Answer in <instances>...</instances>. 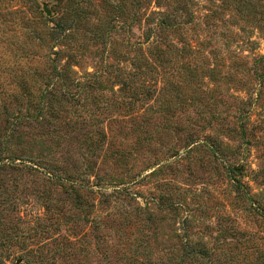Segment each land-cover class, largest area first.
Masks as SVG:
<instances>
[{"label": "rangeland", "instance_id": "obj_1", "mask_svg": "<svg viewBox=\"0 0 264 264\" xmlns=\"http://www.w3.org/2000/svg\"><path fill=\"white\" fill-rule=\"evenodd\" d=\"M0 264H264V0H0Z\"/></svg>", "mask_w": 264, "mask_h": 264}, {"label": "trees", "instance_id": "obj_2", "mask_svg": "<svg viewBox=\"0 0 264 264\" xmlns=\"http://www.w3.org/2000/svg\"><path fill=\"white\" fill-rule=\"evenodd\" d=\"M165 22V21H164ZM66 25H63L61 23H58L56 26L52 27L49 29L50 31V36H55L57 33H62L66 31ZM45 37V36H43ZM42 37V38H43Z\"/></svg>", "mask_w": 264, "mask_h": 264}, {"label": "water", "instance_id": "obj_3", "mask_svg": "<svg viewBox=\"0 0 264 264\" xmlns=\"http://www.w3.org/2000/svg\"><path fill=\"white\" fill-rule=\"evenodd\" d=\"M47 15H49V13L46 11Z\"/></svg>", "mask_w": 264, "mask_h": 264}]
</instances>
